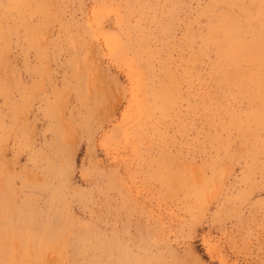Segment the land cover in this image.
I'll use <instances>...</instances> for the list:
<instances>
[{"label": "rangeland", "instance_id": "374dc122", "mask_svg": "<svg viewBox=\"0 0 264 264\" xmlns=\"http://www.w3.org/2000/svg\"><path fill=\"white\" fill-rule=\"evenodd\" d=\"M0 264H264V0H0Z\"/></svg>", "mask_w": 264, "mask_h": 264}]
</instances>
